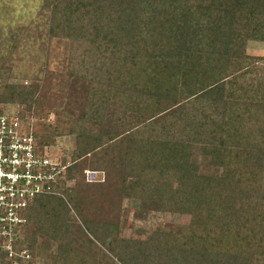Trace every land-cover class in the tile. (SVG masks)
Listing matches in <instances>:
<instances>
[{
	"label": "trees",
	"instance_id": "1",
	"mask_svg": "<svg viewBox=\"0 0 264 264\" xmlns=\"http://www.w3.org/2000/svg\"><path fill=\"white\" fill-rule=\"evenodd\" d=\"M40 1L87 98L77 117L67 103L41 112L56 125H43L40 146L74 136L73 163L25 211L15 251L41 264H264V81L245 87L247 72L230 74L249 42L264 43V0ZM1 69L4 110L40 108L38 83L9 84ZM118 135L127 136L122 197L187 225L148 240L90 222L74 233L72 171ZM79 239L105 254L93 261Z\"/></svg>",
	"mask_w": 264,
	"mask_h": 264
},
{
	"label": "rangeland",
	"instance_id": "2",
	"mask_svg": "<svg viewBox=\"0 0 264 264\" xmlns=\"http://www.w3.org/2000/svg\"><path fill=\"white\" fill-rule=\"evenodd\" d=\"M49 20V12L43 10L40 0H0V70L2 67L6 69L4 77H7L9 84L38 83V99L41 102L40 108L10 106L4 111L23 115L39 137L43 125H56L54 113L46 115L41 114L42 111L57 109L62 103H67L77 117L87 98V83L69 74L71 65L68 42L48 36ZM246 54L249 59L234 61L230 68V74L236 76L247 72L246 77L238 81L245 87L264 81V43L249 42ZM49 116L53 118L51 125L47 123ZM104 128V131L109 129ZM126 138V135L116 136L111 143H106L98 151L81 159L72 171L68 185L75 192V202L79 209V212L72 209L71 213L76 223V235L83 228V222L114 225L118 228V238L127 241L148 240L162 228L188 224V217L152 210L142 211L140 201L122 197ZM74 145L75 137L69 136L59 138L52 146L58 149L61 158L69 159L72 164ZM193 159L201 165L200 157L194 155ZM200 170L203 175L207 173L203 166ZM213 173L218 174L217 171ZM79 240L84 244L83 251L93 261L97 260V254H105L97 243L91 246L85 240ZM35 264H41V261L36 260Z\"/></svg>",
	"mask_w": 264,
	"mask_h": 264
},
{
	"label": "built area",
	"instance_id": "3",
	"mask_svg": "<svg viewBox=\"0 0 264 264\" xmlns=\"http://www.w3.org/2000/svg\"><path fill=\"white\" fill-rule=\"evenodd\" d=\"M47 123H53L51 116ZM32 128L19 113L5 112L0 106V264L9 260L17 264L15 259L36 263L28 251L14 249L26 224L25 211L36 198L53 194L72 165L56 147L40 146Z\"/></svg>",
	"mask_w": 264,
	"mask_h": 264
}]
</instances>
